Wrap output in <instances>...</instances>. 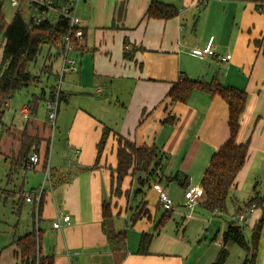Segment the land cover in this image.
Here are the masks:
<instances>
[{"label":"crops","instance_id":"crops-1","mask_svg":"<svg viewBox=\"0 0 264 264\" xmlns=\"http://www.w3.org/2000/svg\"><path fill=\"white\" fill-rule=\"evenodd\" d=\"M154 1L172 5L178 15L168 20L145 18ZM80 2L85 42L75 53L78 88L89 81L104 82L96 90L99 98L104 86L115 84L117 96L115 101L107 96L105 100L90 98L87 102L88 98H83L72 103L78 93L70 89L73 81L65 93L60 90L65 106L57 121L60 119L62 129H67V142L54 147L47 161L49 185L41 212L36 213L41 223V253L53 256L54 264H195L190 259L195 241L185 236L188 226L204 222L198 238L209 242L214 236L223 247L228 222L217 218L220 212L210 216L202 202L191 214L184 194L188 187L201 186L213 155L229 137L228 105L219 95L203 90H194L185 103L172 101L169 92L186 76L205 82L217 79L247 93L237 142L249 144L248 156L230 189L225 212L230 218L258 198L262 207L256 209L246 228L252 230L264 210V5L227 0ZM212 36L215 56L192 53L193 49H203ZM46 66L52 69L54 65L50 62ZM37 124L47 135L46 125ZM105 126L137 146L156 147L161 166L155 181L144 178L145 183L139 185L136 178L127 177L122 195L112 194V169L117 166L114 137L95 167ZM27 133L35 136L29 128ZM43 135L40 137L45 140ZM40 156L35 168L15 172L23 179L13 195L20 208L24 203L32 204L33 215L37 204L34 196L39 194L46 169L44 156ZM156 184L165 188L174 202L162 227L158 224L167 213L159 202ZM28 196H33L32 202L26 201ZM105 201L111 203L114 229L125 238V247L120 250L111 245L104 231ZM142 209L146 215L134 220ZM60 213L71 215L72 223L55 229L53 223ZM35 225L23 235L32 232ZM146 233L152 234L153 240L150 252L143 255L138 249ZM12 249L13 264H17L19 258ZM257 264H264V227Z\"/></svg>","mask_w":264,"mask_h":264},{"label":"trees","instance_id":"trees-1","mask_svg":"<svg viewBox=\"0 0 264 264\" xmlns=\"http://www.w3.org/2000/svg\"><path fill=\"white\" fill-rule=\"evenodd\" d=\"M59 1L70 4L72 0ZM227 1L253 2L264 5V0ZM178 13V10L172 5L161 1H154L146 11L145 18L168 20L176 17ZM68 30V20L63 17L58 18L56 22L43 20L37 24L32 22L31 19L27 21L21 11H17L11 23L6 25L4 17L0 13V38L4 41L2 61L0 64V125H3L2 118L5 113V108L14 94L30 85L38 84V76L31 73L29 67L31 63L37 60L42 46L52 45L54 46L52 48H56L62 54L63 38L67 35ZM48 68L50 70L49 72H51L50 66H46L44 69L47 71ZM194 90H203L211 95H219L228 105L229 137L213 155L201 180V186L204 190L203 208L210 213L217 211L225 212L227 210V199L230 189L239 171L245 165L248 156L249 144L237 142V136L241 126V117L245 111L247 93L241 89L224 86L217 79H213L211 82H205L190 79L185 76L172 86L169 97L174 102L185 103ZM52 91L55 92V88ZM61 98L62 94L60 92ZM27 106L29 115H36L38 111V99L34 97ZM23 136L24 139L21 141L18 156L16 155L17 157L14 159H6L10 161L9 176L15 174L18 168L27 170L31 155L40 153L42 138L29 135L27 130ZM110 137H114L117 144V166L115 169H112V191L116 183V189L119 194L115 195L113 192V195L117 197L122 195L123 182L127 177L135 178L133 172H145L147 174V180L155 181L156 174L161 166L156 147L137 146L134 142L115 133L108 126L103 128L102 136L97 146L98 156L95 167ZM125 139L128 140L126 141V148L121 146V140ZM43 160L45 168L47 169L48 158H43ZM51 173L53 176L52 171ZM178 175L174 176L173 179H177ZM137 181L139 185L145 183V179L142 176H139ZM43 196L44 193L41 196L39 204H37L39 205L37 214L41 212ZM252 204H255L257 208L262 207V201L258 198L251 199L247 205ZM102 208L105 234L111 245L116 250H120L125 247V238L122 233L117 232L113 227L111 203L105 201ZM166 213L161 220V224H158L160 227L164 225L169 217V212ZM142 215H146L143 209L135 214L134 220H137ZM157 226L156 229H159ZM263 227L264 210L262 217L251 230L250 240L247 241L244 228L229 218L228 227L223 234V247L217 259L212 264H225L227 262L229 258L227 246L232 243L238 244L245 249L246 256L242 264H257V254ZM152 240V234H143L138 253L143 255L148 254ZM11 246L15 248V253L19 258V263L17 264H54L53 256H45L41 253L40 230L36 227L30 233L13 238Z\"/></svg>","mask_w":264,"mask_h":264},{"label":"rangeland","instance_id":"rangeland-1","mask_svg":"<svg viewBox=\"0 0 264 264\" xmlns=\"http://www.w3.org/2000/svg\"><path fill=\"white\" fill-rule=\"evenodd\" d=\"M82 2V1H81ZM79 7V13L81 11V3ZM64 3V2H62ZM1 13L4 17L5 24L8 25L11 23L15 13L17 11H21L24 18L29 21L34 15H37L38 12L34 8H30V5L27 3H23L20 8L13 7L10 5L9 0H1ZM49 20L51 22H56L57 15L54 12H50ZM3 46L4 41L0 38V64L2 61L3 55ZM52 45H43L41 48V52L38 55V58L35 62L30 64L29 70L34 75L38 76V84L30 85L26 88H23L21 91L14 94L12 99L8 102L7 107L5 108V113L3 115L2 121L3 125H0V146L5 147L0 151V264H13L15 261L13 254V247L11 246V242L14 237H20L24 233H26L25 229H28L30 226H33L35 222L36 228L41 227V223L38 221L37 217V208L35 215H33V205L24 203L21 208L19 207L20 201L16 199L13 195L14 192H18V189L21 184V180L23 176H16V173L9 176L10 166L9 163L5 161V157L3 152L6 153L7 157L14 159L18 156L19 147L21 146V141L24 139V132L29 128V131L33 133V135L40 137V134L43 135V130L38 126L37 123H41L46 125V134L43 135L46 137L45 140H41L40 154L44 156V158H48L52 156V152L54 147L57 145L65 144L67 138V129L66 131L62 129L60 125V119L56 123L50 121L48 117V110L46 107V100L50 94V91L62 90L65 93L67 85L72 82L74 85L70 86L71 91H78L72 97V103L76 101H81L83 98H88V100L93 99H106L113 97L116 100L115 95L117 96V85L110 84L108 86H104L103 96L98 98L97 89L98 87H102L104 82L99 84H95L94 82L89 81L87 84H82V88L79 87V76L74 73H66L62 75L60 64L63 60L61 52H58L56 48H52ZM76 57V54H74ZM50 62L53 63V68L51 72H49V68L44 69L47 64ZM56 71H59L58 73ZM43 75V76H42ZM101 81V80H100ZM108 89V90H107ZM116 91V93H114ZM80 92H83L80 94ZM54 92H52L51 97ZM38 99V111L36 115L30 114L29 119H24L22 115V108L27 106L29 102L33 100V98ZM84 105L85 103L82 102ZM79 105V104H77ZM65 106L64 97H62L59 101V110L57 113V118H59L60 109L63 110ZM7 127H5V126ZM4 126V127H3ZM39 128V130L37 129ZM45 133V132H44ZM126 141L121 140V146L126 148ZM11 150V151H10ZM48 152V154H47ZM17 155V156H16ZM46 172V171H45ZM134 177L136 178V183H138L137 178L142 176V178H147V174L145 172L140 173L133 172ZM116 177V175H114ZM114 177V178H115ZM45 179V178H44ZM49 183V182H48ZM47 186L48 187V184ZM115 195L119 194L115 188L112 191ZM180 197V196H179ZM197 208V207H196ZM198 210V209H197ZM202 213V210L198 211ZM217 213V212H216ZM205 214V212H204ZM212 216V213H209ZM35 216V217H34ZM196 216V214H195ZM218 219H225L226 222H229V217L226 212H220L216 214ZM203 223H192L188 226L185 231V236L190 237L192 241H195L193 251L190 254L191 262L195 264H212L218 257V254L221 250V246H219L218 240H213L214 236H211L209 242H205V237L198 238L202 234V230L204 228ZM244 234L246 236L247 241L250 240L251 230L244 229ZM197 238V240H196ZM229 251V258L225 264H242L245 258V249L239 246L238 244L232 243L230 247L227 248Z\"/></svg>","mask_w":264,"mask_h":264},{"label":"built area","instance_id":"built-area-1","mask_svg":"<svg viewBox=\"0 0 264 264\" xmlns=\"http://www.w3.org/2000/svg\"><path fill=\"white\" fill-rule=\"evenodd\" d=\"M1 1V0H0ZM10 5L13 7L20 8L21 5L25 2L30 5V8L37 10L38 14L34 15L31 20L34 23H40L43 20H49L50 12H54L58 18L63 17L68 20L69 30L67 35L63 38V65L61 68L62 75L66 73H75L79 70V63L77 57L74 54L79 51L81 46L85 42V32L79 16V2L80 0H72L70 4L62 3L59 0H9ZM1 13V6H0ZM57 18V19H58ZM214 40L212 36L209 38L206 46L203 49H193L192 53L196 56H215L216 52L214 49ZM129 48V46H126ZM59 101H60V90H55L53 96L49 97L46 100V107L48 110V117L51 122L56 123L57 113L59 110ZM22 115L24 119H29V109L28 106L22 108ZM40 163V156L37 153H34L30 157L27 169L31 170L35 168ZM44 181L40 185L39 194L34 196L36 198L37 204L41 199L42 194L46 191L47 183L50 179V171L47 167L44 174ZM155 188L158 191L159 202L166 212H171L174 208V202L171 198L169 192L160 186L159 184L155 185ZM186 200V206L192 214L196 207L203 201L204 190L202 186H191L188 187L184 194ZM27 202L33 201V196L26 197ZM257 207L255 204L242 206L239 211L233 215L231 220L243 227L247 228L251 223V218L253 217ZM218 212V211H217ZM72 223V217L69 214L60 213L57 217V220L53 223L55 229H61L64 225H70Z\"/></svg>","mask_w":264,"mask_h":264}]
</instances>
